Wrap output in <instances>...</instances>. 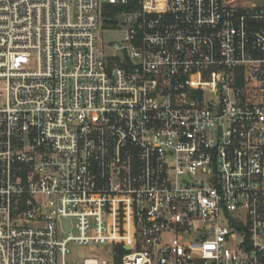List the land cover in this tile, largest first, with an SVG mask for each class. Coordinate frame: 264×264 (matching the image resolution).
<instances>
[{
    "label": "built area",
    "instance_id": "2783aa9c",
    "mask_svg": "<svg viewBox=\"0 0 264 264\" xmlns=\"http://www.w3.org/2000/svg\"><path fill=\"white\" fill-rule=\"evenodd\" d=\"M0 264H264V0H0Z\"/></svg>",
    "mask_w": 264,
    "mask_h": 264
},
{
    "label": "rangeland",
    "instance_id": "374dc122",
    "mask_svg": "<svg viewBox=\"0 0 264 264\" xmlns=\"http://www.w3.org/2000/svg\"><path fill=\"white\" fill-rule=\"evenodd\" d=\"M127 28L121 26L119 28H104L101 31L100 37L105 45H111L113 43L120 44L125 40L127 35ZM105 249L100 246H73L71 247V254L69 258H76L79 262H83L85 258H89L94 255L104 253Z\"/></svg>",
    "mask_w": 264,
    "mask_h": 264
},
{
    "label": "water",
    "instance_id": "95a60500",
    "mask_svg": "<svg viewBox=\"0 0 264 264\" xmlns=\"http://www.w3.org/2000/svg\"><path fill=\"white\" fill-rule=\"evenodd\" d=\"M65 223H67V222L65 221Z\"/></svg>",
    "mask_w": 264,
    "mask_h": 264
}]
</instances>
